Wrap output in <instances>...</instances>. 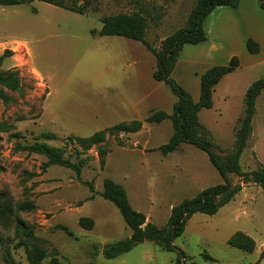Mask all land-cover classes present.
<instances>
[{
	"label": "rangeland",
	"instance_id": "obj_1",
	"mask_svg": "<svg viewBox=\"0 0 264 264\" xmlns=\"http://www.w3.org/2000/svg\"><path fill=\"white\" fill-rule=\"evenodd\" d=\"M195 1L94 0L97 11L84 15L40 0L0 5L1 66L17 69L22 82L20 93L10 92L11 101H0V123L13 126L0 131V195L11 207L7 226L0 223V264H8L7 251L18 264H29L34 246L46 252L41 264L53 258L59 264H175V250L147 240L117 257H103L105 244L131 234L117 207L100 196L103 178L121 184L131 206L157 226L166 223L172 206L222 178L207 155L193 145L182 143L166 156L152 150L168 140L171 122H148L145 117L153 110L170 113L176 97L165 83L152 77L155 58L143 44L97 31L103 15L142 11L147 18L145 38L158 47L166 35L184 24ZM209 20L204 21L205 27ZM186 46L182 57L188 54L187 48H197ZM235 46L237 51L241 47L238 42ZM242 50L247 56L255 54L245 44ZM242 59V67L217 85L215 107L199 112L214 149L222 153L233 148L243 89L264 77V61L255 64L264 59V50L253 62ZM206 67L181 63L171 76L196 99L199 78L195 73ZM128 101L137 104L134 112L119 108ZM129 119L142 120L141 129L114 131L106 137L103 168L95 146L78 153L69 139ZM44 132L53 135L44 139ZM38 139L63 147L72 162L83 158L80 174L60 165L43 169L44 156L16 149L17 144ZM239 163L243 171L264 166V89L256 99L252 132ZM229 177L232 183L239 181L236 175ZM90 184L94 196L87 199ZM82 216L94 220L92 229L79 225ZM16 218L28 233L15 230ZM59 224L72 235L58 229ZM235 231L254 239L252 252L227 243ZM173 245L184 252L185 264H264L259 259L264 250V191L250 181L215 214H192Z\"/></svg>",
	"mask_w": 264,
	"mask_h": 264
},
{
	"label": "trees",
	"instance_id": "obj_2",
	"mask_svg": "<svg viewBox=\"0 0 264 264\" xmlns=\"http://www.w3.org/2000/svg\"><path fill=\"white\" fill-rule=\"evenodd\" d=\"M33 0H0L1 6H12L30 3ZM51 5L66 9L68 11L84 15L89 11H97L94 0H40ZM259 6L264 10V0H258ZM239 0H196L189 10L184 24L166 35L158 47L152 46L145 38L147 29V18L142 11L132 13H117L103 15L99 18L101 27L97 31L99 35H116L136 40L143 44L155 58V68L152 77L156 81L165 83L172 94L176 97L170 113L163 110H153L145 117V121L160 123L165 119L170 120L172 132L165 143L153 148L158 150L162 156L179 149L182 143L193 145L203 151L211 165L217 170L222 178V182L205 187L197 192L193 197L184 198L170 209L167 221L162 226H157L147 221L146 215L134 209L128 199L125 188L110 178H103L100 196L113 203L119 210L125 223L131 230L129 237L117 240L113 243L105 244L102 255L105 258H114L130 251L135 245L142 241H151L168 251H176L175 264H185V254L177 250L173 245L176 237L185 230L187 220L194 213L215 214L220 207L227 204L236 193H238L245 183L254 182L264 191V166L243 171L239 160L252 132V118L255 114L256 99L264 89V77L252 81L246 88L243 96V107L238 117L235 128V140L231 151L222 153L214 149L206 128L199 120V111L212 106V92L215 84L220 79L234 71L239 66V58L233 56L225 65H213L208 67L200 75L199 99L194 100L190 92L178 83L171 73L179 54L185 44H197L207 39L203 23L209 13L218 6L235 8ZM92 33H95L92 31ZM246 48L250 53L259 51V44L248 39ZM4 56H0V101L8 103L12 96L10 92H21L22 82L17 69H3L2 61ZM142 127V120L134 119L123 121L95 131L89 136H70L69 139L77 147V152L82 153L91 147L97 148L100 167L105 165V156L108 150L103 146L106 137L114 131L137 132ZM13 126L0 123V131H10ZM17 135V134H16ZM44 139L52 137L53 133H42ZM16 149L42 155L46 161L42 165L45 169L50 165H60L73 169L79 175L85 160L82 158L78 162H72L65 156L63 147L35 140L30 144H17ZM239 177L237 183H232L230 175ZM91 195L87 199L93 198V186L89 185ZM10 205L2 200L0 195V223L7 226L9 223ZM81 227L92 229L95 225L91 217L82 216L78 219ZM69 236L71 231L64 225H57ZM15 230L18 233H28L25 224L16 218ZM227 243L238 249L252 252L255 249V241L243 231H235L227 239ZM55 253L57 251L55 250ZM46 256L43 248L34 246L29 255V264H41V260ZM208 257V256H207ZM259 259L264 260V250L260 252ZM5 261L8 264H18L9 251ZM49 264H59L53 258ZM84 264H91L90 262Z\"/></svg>",
	"mask_w": 264,
	"mask_h": 264
},
{
	"label": "crops",
	"instance_id": "obj_3",
	"mask_svg": "<svg viewBox=\"0 0 264 264\" xmlns=\"http://www.w3.org/2000/svg\"><path fill=\"white\" fill-rule=\"evenodd\" d=\"M206 18L210 19L206 27L203 23L207 39L197 44H191L197 45V48H187L188 54L182 57L184 50L187 47L186 45H189L185 44L179 54V57L177 59L175 67L173 68L172 73L174 72L176 66L181 63L186 65H192L196 63L205 64L207 67L202 72L195 73V75L199 78L200 84V75L208 67L213 65H225L233 56L239 57V66L231 73L224 75L220 79V81H222L225 77L234 75L236 71H238L242 67V56L244 57V59L250 58V62H253L254 57L255 59H257L258 57H260V55H262L264 50V10L259 6L258 0H239V4L235 8L227 6H218L214 8ZM248 39H252L259 44V51L254 55L250 56L245 55L244 51L242 50V44L246 45V41ZM235 42H238L239 45H241L238 51L236 50L238 47L235 46ZM196 54H200L201 57H196ZM263 61L264 59H260V61H257L255 64L261 63ZM220 81L215 84L213 88L212 106L207 109H212L215 107L213 95L215 96L216 87L220 83ZM249 84L246 85V87L243 89V96ZM133 87L134 86H132V88ZM192 97L194 99V96ZM198 99L199 94L198 97H196V99L194 100ZM136 106L137 104H133L132 102L128 101L126 105H121L120 107H118L122 111L134 112V110L137 109ZM241 111L239 115L241 114ZM131 120L134 119L124 121Z\"/></svg>",
	"mask_w": 264,
	"mask_h": 264
}]
</instances>
